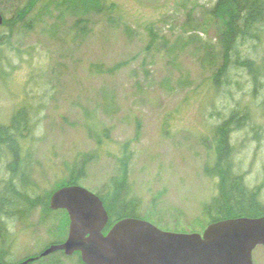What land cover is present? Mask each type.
Segmentation results:
<instances>
[{
	"label": "rangeland",
	"instance_id": "1",
	"mask_svg": "<svg viewBox=\"0 0 264 264\" xmlns=\"http://www.w3.org/2000/svg\"><path fill=\"white\" fill-rule=\"evenodd\" d=\"M27 1L0 0L4 17L16 19L0 26V121L30 109L36 194H51L83 162L79 184L95 193L126 169L149 221L203 233L205 204L218 193V179L205 172L215 127L240 102L252 118L232 133L236 169L264 202V76L256 89L246 69L232 66L214 83L224 61V24L210 13L218 0H36L20 20ZM258 45L245 42L242 56H264V40ZM8 165L0 153V186ZM46 209L15 222V263L67 239L68 213ZM61 258L79 264L78 255ZM253 259L264 264L263 246Z\"/></svg>",
	"mask_w": 264,
	"mask_h": 264
},
{
	"label": "trees",
	"instance_id": "2",
	"mask_svg": "<svg viewBox=\"0 0 264 264\" xmlns=\"http://www.w3.org/2000/svg\"><path fill=\"white\" fill-rule=\"evenodd\" d=\"M35 1L28 0L27 4L18 10L16 17L23 20ZM210 13L212 19L220 20L224 24L220 34L224 61L215 73L214 83L220 85L221 77L231 70L230 67L239 66L249 72L257 89L260 77L264 76V56L258 54L257 59L244 58L241 47L251 40L255 42L256 48L258 43L264 40V0H218ZM11 20L5 18L2 26L9 25L16 19ZM251 118L249 106L237 102L230 114L215 127L214 164H208L205 168L208 176L218 179V193L204 207L205 215L211 218L209 223L229 218L264 215V202L260 199L259 187L250 188L243 174L236 169V147L232 142V133L250 125ZM31 121L30 109L26 107L17 109L8 123L0 121V153L8 156V166L12 172L10 179L0 186V260L8 264L15 263L10 257L18 250L19 237L13 231L15 222L27 219L40 205L47 208L48 213L55 212L50 207V198L54 191L65 185L79 184L80 177H84L86 173V165L83 162L71 170L68 179L57 184L51 194H36L28 170L31 166L29 141L34 136ZM97 194L109 213L106 231L125 217L154 221L150 215L141 212L140 201L131 197L126 169L122 170V174L112 177L105 186V191ZM62 241L64 238L55 243ZM74 255H78L79 264H85L79 252ZM51 256H60L55 258L53 264H61L64 261L61 257H69L59 251L40 259H48Z\"/></svg>",
	"mask_w": 264,
	"mask_h": 264
},
{
	"label": "water",
	"instance_id": "3",
	"mask_svg": "<svg viewBox=\"0 0 264 264\" xmlns=\"http://www.w3.org/2000/svg\"><path fill=\"white\" fill-rule=\"evenodd\" d=\"M4 21L0 12V26ZM50 207L68 211L67 239L11 264H30L58 251L81 252L85 264H255L254 250L264 247V215L212 222L203 233L169 231L147 219L125 217L106 232L109 213L103 200L80 184L54 191Z\"/></svg>",
	"mask_w": 264,
	"mask_h": 264
},
{
	"label": "flooded vegetation",
	"instance_id": "4",
	"mask_svg": "<svg viewBox=\"0 0 264 264\" xmlns=\"http://www.w3.org/2000/svg\"><path fill=\"white\" fill-rule=\"evenodd\" d=\"M65 211L68 213L67 210H65ZM68 216H69V214H68ZM69 219H70V217H69ZM107 231H108V230H107ZM107 231H106V232H107ZM59 243H60V242H59ZM60 252H64V251H60ZM76 253H78V252H75L74 254H76ZM79 253L81 254V252H79ZM74 254H73V255H74ZM71 256H72V255H71Z\"/></svg>",
	"mask_w": 264,
	"mask_h": 264
}]
</instances>
